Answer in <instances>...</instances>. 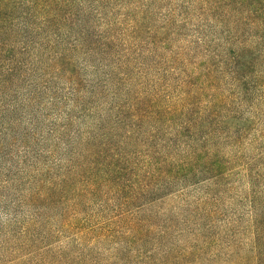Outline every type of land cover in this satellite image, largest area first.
Listing matches in <instances>:
<instances>
[{
    "label": "rangeland",
    "instance_id": "374dc122",
    "mask_svg": "<svg viewBox=\"0 0 264 264\" xmlns=\"http://www.w3.org/2000/svg\"><path fill=\"white\" fill-rule=\"evenodd\" d=\"M99 3L98 15L93 0H75L50 28L33 35L13 18L0 42V264H37L47 260V249L75 253L79 239L66 224L116 206L118 199L105 188L93 197L79 190L89 185L92 166L138 150L127 130L143 95H177L183 76L211 62L219 91L244 93L215 57L229 46L220 30L233 29L231 22L218 24L224 8L203 11L201 0ZM134 20L142 22L139 34L128 31ZM106 28L114 41L103 53L100 34ZM256 57L254 51L243 61L257 60L243 70L253 83L248 87H255L253 100L264 90V63ZM248 103L234 106L245 123H232L213 140L232 164L225 180L183 192H176L181 187L176 184L174 194L152 207L158 211L157 229L162 218L174 217L165 244L185 246L200 229L210 243L206 252L192 258L121 256L111 254L106 243L96 249L104 264H249L226 254L231 243L247 247L251 206L264 213V99ZM205 194L215 199L207 206L211 216L186 214L183 204ZM214 252L218 255L210 256Z\"/></svg>",
    "mask_w": 264,
    "mask_h": 264
},
{
    "label": "trees",
    "instance_id": "16d2710c",
    "mask_svg": "<svg viewBox=\"0 0 264 264\" xmlns=\"http://www.w3.org/2000/svg\"><path fill=\"white\" fill-rule=\"evenodd\" d=\"M73 1L0 0V42L9 33L13 18L21 20L22 31L26 35H33L37 30L50 28ZM93 1L97 3L99 15V0ZM201 1L203 11L224 8L218 16V24L231 22L233 26L231 30H220L219 34L226 35L229 46L215 57L220 59V64L244 93L224 95L219 91V73L212 68L211 62L201 66V72L183 76L178 83L180 92L177 95H143L137 103L139 112L127 130L128 140L139 146L138 150L136 147L122 151L117 162L92 166L88 172L89 185L79 190V195L93 197L100 188H105L118 199L116 206L110 212L99 211L96 216L73 217L66 227H70L79 239L72 246L76 252L60 249L52 254L47 249V260L41 259L37 264H44L43 261H47L45 264H104L103 254L96 249L106 243H110L111 250L108 251L111 254L140 257L167 255L192 258L205 253L207 245L210 246L200 229L192 234L185 246L165 244L174 217L162 218L161 228L157 229L158 211L152 207L174 194L176 184L181 186L176 192H183L190 186L210 189L211 186H219L221 180L228 176L232 164L229 158L216 150L213 140L229 130L232 123H245L234 106L249 101L248 107H252L264 99V90L254 99L257 102L250 99L251 89L255 87H248L253 83L243 73L245 67L257 61L243 62L254 51H257L259 63H264V0ZM61 19L65 20L64 17ZM137 22L134 20L128 28L129 33L139 34L142 22ZM32 24L36 25L31 27ZM112 32L109 28L101 30L99 46L103 53L114 41ZM244 34H248L247 40H238ZM240 129L231 130L229 137L236 138ZM252 199L256 201V198ZM214 200L205 194L204 198H197L193 203L185 202L183 206L186 214L204 220L211 216L212 210L207 206ZM251 207L247 247L234 242L226 254L248 260L249 264H264V213L258 214L254 205ZM206 227L210 229V226ZM215 252L210 256L218 255Z\"/></svg>",
    "mask_w": 264,
    "mask_h": 264
}]
</instances>
